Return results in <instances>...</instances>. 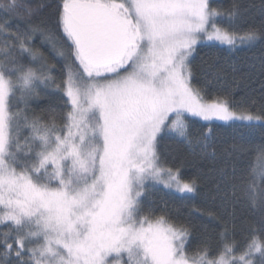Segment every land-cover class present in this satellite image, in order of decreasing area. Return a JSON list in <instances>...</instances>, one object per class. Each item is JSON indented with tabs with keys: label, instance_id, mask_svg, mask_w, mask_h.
Returning <instances> with one entry per match:
<instances>
[{
	"label": "snow or ice",
	"instance_id": "obj_1",
	"mask_svg": "<svg viewBox=\"0 0 264 264\" xmlns=\"http://www.w3.org/2000/svg\"><path fill=\"white\" fill-rule=\"evenodd\" d=\"M247 10L241 0H0V264H264V168L246 170L243 159L264 158V143L252 141L257 130L264 136V109L205 99L190 59L204 41L264 42V0L259 23ZM38 33L63 61L58 81L32 43ZM41 86L67 98L60 113L44 122L13 110ZM188 117L240 121L248 132L218 153L214 125L193 136ZM166 139L212 163L214 199L256 209L243 242L229 239L225 223L215 248L189 246L203 214L192 203L198 184L162 159ZM161 184L190 208L185 220L166 201L145 203Z\"/></svg>",
	"mask_w": 264,
	"mask_h": 264
},
{
	"label": "trees",
	"instance_id": "obj_2",
	"mask_svg": "<svg viewBox=\"0 0 264 264\" xmlns=\"http://www.w3.org/2000/svg\"><path fill=\"white\" fill-rule=\"evenodd\" d=\"M56 2L58 0H26V3L32 6ZM212 3L228 7L232 0H213ZM241 3L248 9L245 13L248 22L259 23L262 19L259 11L262 0H241ZM39 11L42 14L41 18H44L45 10L40 9ZM15 23L13 21L12 26ZM243 27H247V24ZM32 43L39 48L51 64L55 65L51 75L55 81H58L63 75V61L51 50L49 44L42 43L39 33L36 34ZM261 58H264V42H258L254 46L237 43L234 49L216 43L200 44L191 58L194 72L193 83L209 100L217 97L227 98L234 108L258 113L264 109V75L259 72ZM25 62H27V57H25ZM39 92V96L27 100V106L24 101L14 102L13 100V110H23L29 116H39L44 122H48L50 112L54 110L58 114L65 108L63 101L67 98L54 86L47 89L41 86ZM56 122L62 127L63 122L59 115H57ZM242 124L212 123L219 134L215 144V150L218 153L238 133L248 132L246 126L241 127ZM199 125L205 127L208 124L200 123ZM28 131V129H22L21 136ZM252 141L253 144L264 143V136H261L259 130L252 136ZM211 150L210 148L209 151ZM158 151L167 166L179 167L185 178L195 179L198 184V195L192 203L201 208L203 214L196 216L197 227L193 230L189 246L195 249L198 244L206 241L215 248L220 242L219 234L224 231L225 223L228 225L229 239L243 242L249 231L257 226L256 209L246 204L233 206L230 203H222L218 198L214 199L215 184L210 172L212 163L194 155L186 145L166 139L159 145ZM243 159L246 170L247 165H252L257 171L264 168V158H260L259 154L254 151L245 153ZM156 189L158 190L148 193L149 199L145 203L154 204L159 208L163 207L161 202L166 201L170 214L174 218L185 220L190 208L181 205L180 200L169 194L168 190Z\"/></svg>",
	"mask_w": 264,
	"mask_h": 264
},
{
	"label": "rangeland",
	"instance_id": "obj_3",
	"mask_svg": "<svg viewBox=\"0 0 264 264\" xmlns=\"http://www.w3.org/2000/svg\"><path fill=\"white\" fill-rule=\"evenodd\" d=\"M213 0H211V2H212ZM204 43H216V44H220L219 42H212V41H204V42H202V43H199V44H197L196 45V47L198 46V45H200V44H204ZM237 43L239 44V41H237ZM220 45H226V44H220ZM228 46V45H227ZM195 54V52L193 53V55ZM192 57H190V59H191ZM194 84V83H193ZM202 94H203V92H202ZM204 95V94H203ZM205 99H207L206 97H205ZM29 100V99H28ZM207 100H209V99H207ZM17 101H20V100H14V102H17ZM22 102V101H21ZM230 103V102H229ZM230 106L234 109V110H236V111H242V110H239V109H237V108H234V106H232L231 104H230ZM188 119V121H189V124H190V132L193 134V136H196V135H198L201 131H204L205 130V127H203V126H200L199 124L200 123H206V124H209V123H213V124H216V123H224V122H222V121H211V122H208V121H203L202 119H200L199 117H188L187 118ZM196 121H198V122H196ZM235 123H243V122H240V121H235ZM24 129V128H23ZM25 129H27V128H25ZM156 188H160V189H164L163 188V185L161 184V185H157L156 186ZM164 190H167V189H164Z\"/></svg>",
	"mask_w": 264,
	"mask_h": 264
}]
</instances>
